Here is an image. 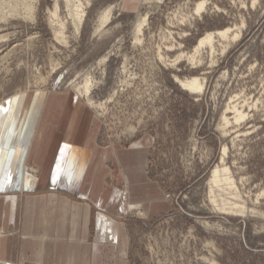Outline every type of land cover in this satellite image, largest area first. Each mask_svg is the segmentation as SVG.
<instances>
[{
	"label": "rangeland",
	"instance_id": "obj_1",
	"mask_svg": "<svg viewBox=\"0 0 264 264\" xmlns=\"http://www.w3.org/2000/svg\"><path fill=\"white\" fill-rule=\"evenodd\" d=\"M80 1L87 17L77 33L65 0H0V105L23 94L73 93L100 122L99 147L135 156L131 181L123 162L121 180H105L121 202L111 214L128 235L130 264H264V0ZM57 4L65 41L50 23ZM110 5L113 22L96 33ZM139 14L149 21L136 45ZM226 28L241 30L240 39L223 53L227 42L216 38L214 53L205 47L200 64L189 62L206 34ZM86 73L95 82L91 99L104 108L76 91ZM176 77L205 79V93L183 91ZM230 106L248 117L231 120L224 136ZM225 146L236 189L215 190L213 202L208 183ZM232 204L245 208L230 214Z\"/></svg>",
	"mask_w": 264,
	"mask_h": 264
},
{
	"label": "crops",
	"instance_id": "obj_2",
	"mask_svg": "<svg viewBox=\"0 0 264 264\" xmlns=\"http://www.w3.org/2000/svg\"><path fill=\"white\" fill-rule=\"evenodd\" d=\"M99 130L73 93L0 105V264H130L111 214L121 202L105 180L120 181L123 162L131 181L135 156L99 147Z\"/></svg>",
	"mask_w": 264,
	"mask_h": 264
},
{
	"label": "bare ground",
	"instance_id": "obj_3",
	"mask_svg": "<svg viewBox=\"0 0 264 264\" xmlns=\"http://www.w3.org/2000/svg\"><path fill=\"white\" fill-rule=\"evenodd\" d=\"M152 1H156V0H143V4H150L152 3ZM158 1H162V0H158ZM65 4H66V8L67 11L70 15V17L72 18V23L75 26V29L77 31V33H80L81 27L83 26V23H85V19L87 17V12H86V8L84 7L85 5L80 1L77 0L76 2L72 1V0H65ZM86 4L90 5V1L87 2ZM86 5V6H88ZM115 5H110L106 8H104L100 13L99 16L97 18V32H100L101 30H103L108 24H110L111 22H113L112 20L113 18V14H114V10H115ZM119 7V5H118ZM207 7V2H200L196 5V14H200L202 12H204L206 10ZM118 10V9H117ZM116 11V10H115ZM58 12H59V6L58 4L55 7V11L51 13V19H50V23L53 25L54 22L56 21L57 23L60 24V28L58 30H54V34H55V38H57L58 40H63L65 41V37H64V30L66 28V25L63 24L62 22L59 21V16H58ZM97 13V12H96ZM115 16V15H114ZM137 20L135 21L134 25H133V30H132V36H133V40L135 41V44H139L142 43L143 39H144V30L145 28L148 27V14H139L138 17H136ZM242 35L241 30L235 32L232 31L230 28H226L222 31H218L216 33H208L206 34V36L203 37V39L200 40L199 44L194 48L193 53L189 56H187L190 61L192 62V64L197 65L201 63L200 60V54L202 52V50L206 47H209L210 50L212 51V53H214L215 49H214V43H215V39L219 38L223 41L227 42L226 46H223V50L222 52L224 53L225 51H227L229 49V46L231 45V42L234 43L237 40L240 39ZM121 41V40H120ZM119 51V50H118ZM113 52V51H112ZM222 53V54H223ZM111 52H109L105 57L102 58V60L100 61V63H104L105 61H107V59L110 57ZM186 57V56H185ZM183 58V56L178 57L177 60H181ZM127 60V59H126ZM127 61H125L126 63ZM211 64H215V62L212 61ZM85 75V74H84ZM175 82L181 87V89L183 91H186L188 93H190L191 95H201L204 94L205 92V88H206V80L203 79L201 80L198 77H192L190 79L187 80H180L179 78H175ZM95 87V82L93 77H91V75L89 73H86V75L84 76L82 82L80 84H77L75 86L76 91L84 96L87 97L86 99H88L89 103L94 106L95 108H104L103 105L101 103L97 104L95 102H93V100L91 99V95H92V91ZM228 112L232 111L233 114L235 115L233 118L229 119L227 118V115L224 114L223 116V127L221 128V132L224 134V136L229 134V131L227 130V128L230 127V125H232L231 120L235 121V124H241L242 122H244L248 115L245 114L242 110H240L237 106H233V107H229ZM227 112V113H228ZM231 112V113H232ZM228 148L227 146L224 147L223 149V153H222V159H221V163L215 167V169L213 170L212 174H211V178L209 179V189H210V195L212 197V201L214 202L213 196H214V191L218 190L219 192H230L233 191L234 189H236V180L233 178L232 176V172L231 169L227 166L226 163V159L228 158ZM233 207L228 209V213H233L236 210H243L245 207L238 205V204H232ZM220 209V207L215 206L214 210ZM218 209V210H219ZM204 226L206 228H209L210 225L208 223H205ZM210 245V244H209ZM203 259H205V261H209V259H207L206 257H204ZM211 263V262H210Z\"/></svg>",
	"mask_w": 264,
	"mask_h": 264
}]
</instances>
